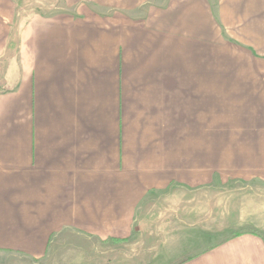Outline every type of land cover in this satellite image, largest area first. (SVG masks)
Listing matches in <instances>:
<instances>
[{"label":"crops","instance_id":"obj_1","mask_svg":"<svg viewBox=\"0 0 264 264\" xmlns=\"http://www.w3.org/2000/svg\"><path fill=\"white\" fill-rule=\"evenodd\" d=\"M0 264H264V0H0Z\"/></svg>","mask_w":264,"mask_h":264},{"label":"rangeland","instance_id":"obj_2","mask_svg":"<svg viewBox=\"0 0 264 264\" xmlns=\"http://www.w3.org/2000/svg\"><path fill=\"white\" fill-rule=\"evenodd\" d=\"M179 192H181V191H179Z\"/></svg>","mask_w":264,"mask_h":264}]
</instances>
